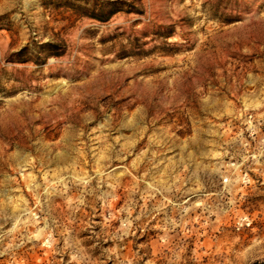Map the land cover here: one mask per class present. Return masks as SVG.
Instances as JSON below:
<instances>
[{
    "label": "rangeland",
    "instance_id": "374dc122",
    "mask_svg": "<svg viewBox=\"0 0 264 264\" xmlns=\"http://www.w3.org/2000/svg\"><path fill=\"white\" fill-rule=\"evenodd\" d=\"M0 264H264V0H0Z\"/></svg>",
    "mask_w": 264,
    "mask_h": 264
}]
</instances>
